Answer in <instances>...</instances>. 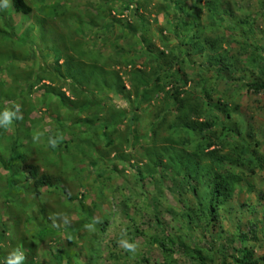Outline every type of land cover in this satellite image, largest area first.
I'll list each match as a JSON object with an SVG mask.
<instances>
[{"label": "trees", "instance_id": "16d2710c", "mask_svg": "<svg viewBox=\"0 0 264 264\" xmlns=\"http://www.w3.org/2000/svg\"><path fill=\"white\" fill-rule=\"evenodd\" d=\"M60 1L53 5L49 0L51 4L43 3V6L38 10L33 6L31 7L26 0H9L8 4L13 14L27 18L33 17L34 10H37L40 15L39 18L34 19V24L24 29L21 37L17 36L15 29L10 26L9 17L5 18L4 13L0 17L4 27L0 29V117H2L5 110L13 113L11 124L7 128L0 126V170L6 172L4 176L9 191L16 192L19 185L23 188L25 181L27 183L25 189L29 188L28 190L33 193V201L36 204L41 198L40 190L42 187L47 190H50V187L55 189L68 203L73 200L72 197L66 194L64 188L52 185V178L41 171L40 168L42 167L39 162L31 161L32 156L41 157L42 166H49L53 161L44 157H48V154L54 157L59 154L61 145L67 146L63 139L58 140V134L51 131L44 133L42 127L37 128L40 120L30 119V116L36 111L30 102L33 92L38 89H45L48 93L51 92L50 95H54L55 91V94L59 95L62 100L63 108L69 106L66 114L68 117L88 112L93 107H99V104L92 102V99L100 97L104 92H119L125 94L127 98L132 96L134 98L132 105L133 102L134 105L145 104L146 109L149 110V113L146 112L145 114H152L157 119L149 126L151 141L137 159L133 155L124 153L125 150L120 147L115 151L116 154L113 159L123 165L118 169L115 164L110 171L111 173L123 175L126 171V165H128L138 172L139 179H142L141 173L157 179L158 175L163 176L171 168L176 169V176H182L183 180L189 178L196 183V180L203 179L201 182H204V184L210 183L207 187L205 185V193L201 197L202 202L195 206L184 204L182 218L186 221L185 225L180 222L179 228L174 230L175 234H166L163 240L153 239L154 244L159 247L165 258L164 264H180L174 259L176 251H180L187 261H192V264H208V260L210 263L211 257L214 255L211 247L201 248L199 246L208 234L205 231L208 229L215 231L221 223L222 216L227 214L224 205L232 199L239 183L242 182V174L248 168H252V174L254 169H264V154L259 151L264 146V141L256 140L254 128L243 117H233V110L228 107L229 103L224 99H227L230 95L218 93V89L208 84L207 80L202 81L198 87L197 94H199V97L192 95L188 84L194 82V80L192 76L185 73V69L187 67L192 68L194 57L202 55L203 50H205L198 43L192 46L191 54L187 53L184 56L181 55L179 47L168 49V46L163 45L166 49L164 51L155 48L152 43H144L146 46L141 49L140 54L142 53L141 56L146 57L148 61L142 63L140 68L134 66L133 61L129 59L128 51L126 52L118 41L120 39L138 40L143 23L138 20L133 25L128 24L123 16L126 11H131L136 17L139 16L141 9H145L148 4V0H143L146 3L144 7L137 1L134 3L133 0H128L120 8L121 11L117 10L118 6L116 4L123 0H108L105 10H96L95 16L89 14L87 21H84L86 29H84V23L79 17L73 18L75 19L74 27L69 24L73 21V16L69 13L67 4H61ZM180 3L181 0L174 2L176 11L181 9ZM55 21L62 24L63 34L58 31L55 24L53 25V23H56ZM237 24H244L245 26L248 24L250 32L253 28V23H249L247 20H239ZM176 28H178V25L175 26ZM6 29H8V32ZM36 29L38 33L34 34ZM175 29L174 31H176ZM83 30L92 32V35L98 37L100 41L110 36H122L116 42L119 49L116 45L114 49H118L121 53L120 56L125 61L123 64L130 67L127 76L128 90L123 84L121 76L110 67L113 65L112 63H115L117 67L121 66V63L112 61L99 51L94 56L89 49L90 45L88 47V44L84 41L86 38ZM31 35H34L42 45L45 42L46 44L49 43L46 47L51 52L53 59L52 66L38 65L36 68L38 73H34L32 68V65L36 66L35 50H30L29 44L28 48L25 45V39L31 37ZM7 42L8 45H5ZM217 50L218 48L214 50L215 53H217ZM257 51L264 53V48L261 47ZM257 51L244 62L249 66L241 69L243 74L253 71L255 60L260 57V53ZM21 65L24 68L21 69ZM203 67L207 72L210 71V68L215 69V79L224 80L221 73L229 70L231 65L227 64L221 56L214 55ZM257 70L259 76L256 80H249L243 85L248 93L251 92L255 95L264 94V69L259 66ZM26 73L27 76L23 78ZM194 73L195 77L202 78L197 70ZM7 79L10 81L9 85H6L5 80ZM227 80L233 82L234 78L231 77ZM55 85L57 88L52 87ZM168 85L171 89H167ZM62 89L68 92L72 97L71 100L68 99L65 93H61ZM137 109L138 106H136ZM54 110L56 109H49L51 113L60 114L59 111L55 112ZM127 115L133 116V112L126 109L112 111L109 117L110 120L101 123L98 128L94 127L92 119L82 122L96 135H101L105 139V146L111 147L114 146L113 137L117 133L116 130H112V126L118 122L120 123V119L125 118ZM41 118L38 117L37 119ZM72 119V124L80 122L75 118ZM33 126L36 127V130L31 129ZM62 129L60 133L63 137V131L65 130ZM246 129L248 130L245 131ZM180 131L192 136L194 142L190 145L191 147H186L189 142L178 137ZM162 132L165 134V139L160 142ZM29 136L33 139L30 142L31 144H29ZM232 138H234L232 140L233 145L229 143ZM52 140L56 141V147H52L50 143ZM157 143H160V145ZM227 148H230V150H226ZM4 152H9L10 156L5 158L2 154ZM97 164V161H93L91 166L94 168L97 167ZM57 168L61 182L63 170L61 171V167L58 165ZM201 168L206 173L200 177ZM102 176L99 174L97 178ZM102 193L103 191L98 196L99 200L91 203L90 210H85L84 207L80 206V211H82H78L77 214L82 213L81 217H77L75 222L68 219L62 226L54 224L53 219L48 223L44 208L43 210L39 209L31 202H26L25 199L18 203L19 206L16 205L15 207H11V200L5 203L6 210L7 206L10 205L8 210H11L15 225L13 234L16 237L14 236L15 239L12 244L24 246L25 239L31 238L32 240L28 244L30 248L22 247L23 252L27 251V253H24V264H35L33 258L36 257L37 248H39V245L49 242L51 245L54 243L57 245L55 249L52 248L55 264H62L64 260H66L64 261L65 264H77L78 258L81 256H85L86 264H96L104 254L101 251V242L109 223V221H106V217L95 219L93 216L96 210H99L104 202H107L100 199L103 196ZM192 195L197 199V189L194 186L192 187ZM6 196L9 195L6 194ZM85 197L87 196L81 195L82 201L80 204L85 200ZM132 198H129V200ZM34 207H36L35 212H37L39 218L28 216V212H34ZM134 210L136 213L139 211L135 207ZM74 211L75 207L69 208L67 215L70 216L67 218H71V214H75ZM110 213L112 212L108 211V214ZM112 215L110 214V217ZM129 220L133 221L132 218ZM25 222L33 230L26 233L27 235H22L19 229L26 232ZM201 222H205V231L201 230V237L195 243H191V233L196 230L195 227L198 224V227L200 226ZM86 225L92 227L87 228ZM133 231V237L131 238L134 240L139 234L137 226L133 228ZM32 232H34L35 237L31 236ZM5 236V233L0 232V243L3 242ZM85 236L89 238L79 247V249L83 247L82 251L84 252H74L73 249L76 243L79 240L83 241L86 238ZM17 239H23L22 243H17ZM132 239L129 240V244H133ZM112 245V248H115V244L112 243ZM239 252L241 256L232 257V264H256L253 251L244 249ZM129 255V251L125 250L123 255L119 254L117 256L115 264H121L117 261ZM226 259L225 256L221 264H226ZM5 261V254L0 247V264H5ZM138 263L147 264L148 261L141 259Z\"/></svg>", "mask_w": 264, "mask_h": 264}, {"label": "rangeland", "instance_id": "374dc122", "mask_svg": "<svg viewBox=\"0 0 264 264\" xmlns=\"http://www.w3.org/2000/svg\"><path fill=\"white\" fill-rule=\"evenodd\" d=\"M58 1L50 0L53 5ZM127 1L123 0L117 3V10L121 11L120 8ZM133 1L134 3L136 1L139 2L143 7L146 4L143 0ZM175 1L148 0L145 9L142 8L140 15L137 17L131 11H126L123 18L128 21V24L133 25L138 20H141L143 27L138 35V40L120 39L118 42L125 48L126 52L128 51L129 59L133 61L136 68L142 67V63L148 61L146 57L141 56L142 53L140 54L141 49L146 46L144 43H152L155 48L164 51H166L164 46H168V49L179 47L182 56L190 53L192 46L198 43L205 50H203L202 55L194 57L192 68L187 67L185 69V73L188 76H192L194 80V82L188 84L192 95L199 97V94H197L198 87L202 81L207 80L208 84L218 89V93L230 95L227 99H224L229 103L228 107L233 110V117H243L254 128L256 140L264 141V94L255 95L251 92L248 93L243 88L244 83L249 80L255 81L259 76L257 70L259 66L264 69V53L257 51L261 47L264 48V0H181V9L178 11L174 8ZM26 2L38 10L43 6V3H50L49 0H26ZM107 2L108 0L60 1L61 4H67L69 13L73 16V21L69 22L72 27H74L76 18L79 17L84 23L89 18V14L95 16L96 10H105ZM0 6V17H2V13H4L5 18L9 17L10 26L15 29L16 35L20 37L23 36L24 29L34 24V19L40 16L37 10H34L33 17L22 18L20 15L13 14L10 10V5L8 2L5 5L4 0H0ZM161 6L162 11L160 10ZM239 20H247L249 23H253L251 32L248 30L250 28L248 24H246L247 26L237 24ZM54 24L58 27V31L63 34L62 24L57 22ZM176 25H178V28L175 29ZM239 26L241 27L239 28ZM1 28L4 27L0 20ZM6 31L8 32V29ZM37 33V29L34 30V34ZM83 33L86 38L84 41L88 44V47L90 45L89 49L94 56L99 51L112 61L121 63V66L117 67L115 63L111 62L113 65L110 67L121 76L123 84L128 90L127 76L130 67L123 64L125 61L120 56L119 46L116 44L118 38L122 36H110L100 41L98 37L92 35V32L83 30ZM176 33L178 34L175 36ZM25 40L27 48L30 46V50H35L36 66L32 65L34 73H38L36 70L38 65L52 66V54L46 47L49 43L40 44L34 35ZM5 45H8V42ZM115 45L118 47L117 50L114 49ZM217 48V53H215L214 50ZM255 51L260 53V57L255 60L253 71L243 74L241 69L249 66V64L244 62L249 57H252ZM44 55L45 57H43ZM214 55L221 56L227 64L231 65L229 70L221 73L224 80L215 79V69L210 68L209 72L204 70L203 66L207 65L208 60ZM129 59L127 60L128 62ZM22 68H24L23 65H21ZM196 70L202 75V78L195 77L194 72ZM26 76L27 73L23 75V78ZM231 77L234 78L233 82L227 80ZM5 81L6 85L10 84L8 79ZM52 87L57 88L56 85ZM167 89H171L170 85H168ZM55 93L54 91V95H50L51 92L48 93L45 89H38L33 92L30 102L36 111L30 116V119L40 120L37 128L42 127L44 133L51 131L54 134H58V140L63 139L67 146L61 145L59 154L54 157L52 155V157L49 156V154L48 157H44L53 161L49 166H42L41 157L32 156L31 161L39 162L42 167L40 168L41 171H44L52 178V185L64 188L66 194L72 197L73 200L68 203L55 189L50 187V190H47L42 187L40 190L41 198L36 204L33 201V193L28 190L29 188L25 189L27 184L25 181L23 188L19 185L16 192L9 191V188L7 191V188H5L6 177L4 176L6 172L4 170H0V197L8 200L13 199L14 203L10 204L11 207L19 206L20 204L16 203H20L25 199L26 202H31L32 205L39 209L43 210L44 208L48 223L53 219L54 224L62 226L68 219L75 222L77 217H81L82 213L77 214L81 209L80 206L84 207L85 210H90L91 203L99 200L98 196L103 191V196L100 199L107 202H104V205L99 210H96L93 216L95 219L106 217V221H109V223L101 242V251L104 254L96 264H115L117 256L119 254L123 255L126 250L121 241L129 244V240L133 237V228L136 226L139 234L134 240L132 239L133 244L136 246L135 250H128L130 255L124 256L123 259L117 262L121 264H139V260L146 259L148 261L147 264H164L165 258L159 247L154 244L153 239L163 240L166 234L172 235L181 223L185 225L186 221L182 218L184 204L195 206L202 202L201 197L204 196L205 189L210 183L204 184V182H201L203 179L196 180V183L189 178L183 180L182 176H176L177 170L171 168L163 176L158 175L157 179L148 177L144 173H141L142 179H139L138 172L128 165H126V171L123 175L111 173L110 169L113 165L116 164L118 169L123 165L113 159L116 154L115 151L120 147L125 150L124 153L133 155L136 159L141 155L146 145L151 141L149 126L157 120L156 117L152 114H145L146 112L149 113L145 104L134 105L133 102L132 105V101H134L132 96L127 98L125 94L114 91L104 92L100 97L92 99V102L98 103L99 107H93L88 112L74 114L69 116V118L66 115L69 106L63 108L60 96ZM61 93H65L68 99H72L65 89H62ZM153 101L156 103L155 100ZM136 106H138L137 110ZM48 108L56 109L54 111H59L60 114L51 113ZM235 108L236 110L234 111ZM124 109L133 112V116L127 115L125 118L120 119V123L118 122L112 126V130H116L117 133L113 137L114 146L111 147L105 146V139L101 135H96L82 122L92 119L94 127L98 128L101 123L110 120L109 117L112 111L116 112ZM38 117L42 118L37 119ZM72 118L80 120V122L72 124ZM62 128L65 130L63 131V137L60 133L63 130ZM31 129L36 130V127L33 126ZM44 133L43 135L45 136ZM164 135L162 132L160 142L164 141ZM178 135V137L189 142L186 147H191L190 145L194 141L190 134L180 131ZM29 139V144H31L30 142L33 139L30 136ZM232 140L234 138L230 139L229 143L233 145L234 142ZM157 144L160 145V143ZM226 150H230V148ZM187 151L189 150L187 149ZM259 151L264 154V146ZM2 154L5 158L10 156L9 152ZM93 161H97V167L93 168L91 166ZM56 164L61 167V171L63 170L61 182ZM251 171L252 168H248L242 174V182L239 183L232 199L224 205L227 214L222 216L221 223L216 230L210 231L208 229L205 231V222H201L200 226L198 227V224L195 227L196 230L191 233V243H195L201 237V230L208 233L199 245L201 248L211 247L214 252L211 262L209 263L208 260V264H221L225 256L227 258L225 263L232 264V257H240L241 253L239 251L244 249L253 251L256 264H264V169H254L253 174ZM205 173L206 171L201 168L200 177ZM99 174L103 176L97 178ZM193 186L197 189V199L192 195ZM5 193L9 196H4ZM17 195L20 196L18 197ZM81 195L87 197L80 204L82 201ZM129 198L132 199L129 200ZM18 199L21 200L18 201ZM10 205L7 206V210L5 207H0V213L3 215V225H0V231L6 235L5 239L2 240L3 242L0 243V247L5 254V258L13 250L18 249L23 252L22 247L30 248L28 244L32 241L31 238L25 239L24 246L12 244L15 239V234H13L15 225L11 210H8ZM36 207L33 208L34 212H28V216L39 218L37 212H35ZM71 207H75V214L73 213L71 218H67L70 216L67 214L68 209ZM134 207L139 209L137 213ZM108 211L112 212L110 213L113 214L111 217ZM24 217L26 218V215ZM130 218L134 222H131ZM24 227L26 232H23V229H19L22 235L33 230L26 222ZM31 236L35 237L34 232H32ZM85 237L83 241L79 240L76 243L73 249L74 252H84L82 251L83 247L80 249L79 247L89 238L88 236ZM22 241L23 239L16 240L19 244ZM112 243L115 244V248H112ZM56 247L55 243L51 245L50 242L39 245L36 257L33 258L35 264H55L52 248L55 249ZM23 253H27V251ZM174 259L180 264H192V261H187L180 251H176ZM64 261L62 264H65ZM86 261L85 256H81L78 258L77 264H86Z\"/></svg>", "mask_w": 264, "mask_h": 264}, {"label": "clouds", "instance_id": "9594fccd", "mask_svg": "<svg viewBox=\"0 0 264 264\" xmlns=\"http://www.w3.org/2000/svg\"><path fill=\"white\" fill-rule=\"evenodd\" d=\"M7 2H8V0H4L5 5H7ZM12 117H13V113H11L8 110H5L2 117H0V126L7 128L12 122V119H13ZM50 143H51L52 147H56V141H50ZM5 188H7V190L9 188L6 184V182H5ZM4 196H6V193ZM10 200H11V203H14L13 199L8 200V199L1 198L0 199V207H5V203H8ZM18 201H20V199H18ZM16 204H18V203H16ZM2 217H3V215H1V213H0V225H3ZM85 227L91 228L92 226L86 225ZM121 243L123 244V246L126 250H129V251L135 250L136 246L134 244H128L124 241H121ZM24 260H25L24 253L17 249V250H13V252H11L8 255V257L6 258L5 264H24Z\"/></svg>", "mask_w": 264, "mask_h": 264}]
</instances>
